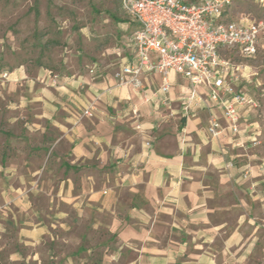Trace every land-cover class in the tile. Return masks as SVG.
Instances as JSON below:
<instances>
[{"label": "crops", "instance_id": "1", "mask_svg": "<svg viewBox=\"0 0 264 264\" xmlns=\"http://www.w3.org/2000/svg\"><path fill=\"white\" fill-rule=\"evenodd\" d=\"M90 69L0 71V220L31 243L86 220L108 235L103 264H242L264 221L246 123L212 137L210 118L226 125L223 113L208 102L182 113L189 84L179 74L165 104L117 85L116 70ZM159 84L158 74L144 80L150 93ZM32 176L36 190L57 191L59 220L33 206Z\"/></svg>", "mask_w": 264, "mask_h": 264}, {"label": "rangeland", "instance_id": "2", "mask_svg": "<svg viewBox=\"0 0 264 264\" xmlns=\"http://www.w3.org/2000/svg\"><path fill=\"white\" fill-rule=\"evenodd\" d=\"M228 15L256 21L264 16V8L255 0H238ZM129 20L123 0H0V63L23 64L30 71L42 64L57 73L91 67L113 71L125 60L120 48L132 30L130 24L124 27ZM224 54L247 66L248 78L235 85L254 97L256 105L244 113L241 123H246V133H252L255 140L246 149L251 154L248 161L264 172V45L253 58L230 51ZM34 181L36 176L28 177L33 206L42 216L59 220L54 214L57 191L36 190L29 183ZM63 204L70 216V204ZM86 222H78L74 229L57 224L48 238L31 243L18 233L17 226L0 220V264H103L108 235L99 228H88ZM259 222L261 228L242 264H264V221Z\"/></svg>", "mask_w": 264, "mask_h": 264}, {"label": "built area", "instance_id": "3", "mask_svg": "<svg viewBox=\"0 0 264 264\" xmlns=\"http://www.w3.org/2000/svg\"><path fill=\"white\" fill-rule=\"evenodd\" d=\"M238 0H123L131 15L132 30L124 47L126 60L114 73L117 85H133L144 91V99L170 104L166 98L173 86V74L188 81L182 113L189 117L205 102L220 108L221 118L212 116L209 132L219 137L226 128L241 132L245 112L256 100L244 88H236L248 78L247 66L228 58L230 51L243 58L256 57L264 45V16L256 21L229 17ZM264 8V0H255ZM96 72V68H91ZM160 75V86L150 93L144 85L147 76ZM89 104L83 116L93 115Z\"/></svg>", "mask_w": 264, "mask_h": 264}, {"label": "trees", "instance_id": "4", "mask_svg": "<svg viewBox=\"0 0 264 264\" xmlns=\"http://www.w3.org/2000/svg\"><path fill=\"white\" fill-rule=\"evenodd\" d=\"M126 12V11H125ZM127 13V12H126ZM129 17H130V20L128 21V22H126L127 24L129 23H132V21H131V15L129 14ZM127 37V36H126ZM126 39V38H125ZM126 40H124V44L126 43L125 42ZM122 47H124V45L122 44ZM23 64H19V65H15V67H18V66H22ZM43 66H46V65H42V64H40V67H43ZM15 67L14 66H9V65H6V64H1L0 63V71H3V70H13V69H15ZM46 67H48V66H46ZM49 68V67H48ZM80 251V250H79Z\"/></svg>", "mask_w": 264, "mask_h": 264}]
</instances>
